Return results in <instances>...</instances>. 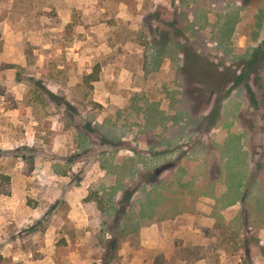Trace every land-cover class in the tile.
Listing matches in <instances>:
<instances>
[{"label": "rangeland", "instance_id": "obj_1", "mask_svg": "<svg viewBox=\"0 0 264 264\" xmlns=\"http://www.w3.org/2000/svg\"><path fill=\"white\" fill-rule=\"evenodd\" d=\"M113 232L116 264H264V0H0V264Z\"/></svg>", "mask_w": 264, "mask_h": 264}, {"label": "trees", "instance_id": "obj_2", "mask_svg": "<svg viewBox=\"0 0 264 264\" xmlns=\"http://www.w3.org/2000/svg\"><path fill=\"white\" fill-rule=\"evenodd\" d=\"M260 51V49L258 50ZM257 51V52H258ZM256 52V53H257ZM255 57V58H254ZM254 59H258V55L253 56ZM225 98V96H223ZM103 247V255L101 264H116L118 258L120 257V244L117 236L113 232V236L110 239H105L102 244ZM159 257L154 259L153 264H168L167 262H160Z\"/></svg>", "mask_w": 264, "mask_h": 264}, {"label": "crops", "instance_id": "obj_3", "mask_svg": "<svg viewBox=\"0 0 264 264\" xmlns=\"http://www.w3.org/2000/svg\"><path fill=\"white\" fill-rule=\"evenodd\" d=\"M84 213V207L80 202H75L72 204V213L69 217L74 218L77 220V214L82 215Z\"/></svg>", "mask_w": 264, "mask_h": 264}]
</instances>
